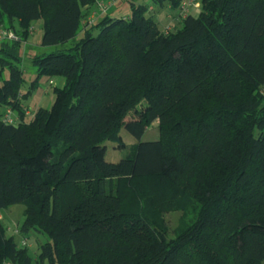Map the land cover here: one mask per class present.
<instances>
[{"label": "trees", "instance_id": "1", "mask_svg": "<svg viewBox=\"0 0 264 264\" xmlns=\"http://www.w3.org/2000/svg\"><path fill=\"white\" fill-rule=\"evenodd\" d=\"M200 1L182 15V0H149L178 11L168 32L131 0L127 17L95 21L97 0H0V27L22 41L38 20L41 46L75 41L32 58L25 94L21 42L0 45V210L23 204L20 235L49 238L36 264H264V0ZM42 76L65 83L28 120ZM155 120L158 139L141 141ZM121 129L138 142L108 162ZM150 180L181 196L189 222L173 239L138 187ZM5 232L0 264H33Z\"/></svg>", "mask_w": 264, "mask_h": 264}, {"label": "rangeland", "instance_id": "2", "mask_svg": "<svg viewBox=\"0 0 264 264\" xmlns=\"http://www.w3.org/2000/svg\"><path fill=\"white\" fill-rule=\"evenodd\" d=\"M104 1V0H100ZM130 0H105V2L100 3H108L111 5L108 9V13L111 17H127L130 14ZM139 4H147L151 7H154L155 13L151 10H148L147 15L153 16L154 19L158 22L159 28L163 30V25H167L165 31L173 32L176 31L180 27V16L178 11H169L167 12L166 8H158L156 6H152L149 0H131ZM201 1H197V6L192 7L188 12L193 15H197L200 7ZM97 4H99L97 2ZM97 8V6L95 7ZM157 13V14H156ZM169 14V15H168ZM33 30L29 31L27 38L22 41H13V42H21L18 43V51L20 57V66L22 69V74L24 78V83L21 87V92L26 93L31 89L33 81L36 79V68L32 65L31 60L35 55L40 54H48L53 51L62 50L74 45L75 41H70L65 45L60 46H51V47H43L41 46L42 39V21L38 20L33 24ZM95 33V32H94ZM82 33H79L76 37V41L82 36ZM20 38V37H19ZM7 78L8 74L5 71L4 75ZM61 80H64L61 77L47 78L42 76L39 80L40 88L42 89V93H39L37 90H34L28 98L24 100V104H26L27 108H30L32 113H34L39 107H43L45 109H49L53 104L55 99L54 88L62 87ZM38 85V87H39ZM37 87V88H38ZM264 92V89H263ZM140 106L133 109L129 112L126 117V120L135 119L137 117V113L140 110ZM31 117L29 116L27 119L29 120ZM159 137V123L158 120L153 121L146 127V131L141 138V141H156ZM138 141L134 139L125 129H121L118 132L117 137L111 141L107 140L105 142L106 145V153L105 159L108 162L116 163L120 161L122 158L126 157V155L131 152L133 147L136 145ZM145 186L148 190H152L155 192L153 196V202L148 200V204L152 207V209L157 210L160 217L163 219L166 224L168 233L167 238L173 239L175 238L177 232L180 230L182 226L188 223L189 219L186 214L179 210L176 207L175 202L181 198L178 195V192L175 188L166 186L161 188L156 181L150 180L145 183H141L138 187L142 188ZM171 199H175L174 204L170 203ZM24 210L25 207L23 204H15L7 209L0 210V223L2 227L6 230L5 234L7 236H12V230L16 227H20L24 220ZM188 219V220H187ZM188 221V222H187ZM10 228V230H9ZM15 242L18 243L21 239H26L27 243V253L31 257L33 264H36L40 246L47 241L49 238L40 233H36L34 231L28 232L25 236L14 235ZM44 264H47L46 262Z\"/></svg>", "mask_w": 264, "mask_h": 264}, {"label": "built area", "instance_id": "3", "mask_svg": "<svg viewBox=\"0 0 264 264\" xmlns=\"http://www.w3.org/2000/svg\"><path fill=\"white\" fill-rule=\"evenodd\" d=\"M197 1L198 0H182L180 4V12L182 15H185L188 13V11L194 7L197 6ZM111 3H99L98 4V10L101 13H106L110 7ZM33 26L30 27V32L33 30ZM19 36L12 30L2 28L0 30V45L4 42H13V41H19ZM24 112L26 116H32L33 113L30 108L24 107ZM2 120L4 123L8 124H13L17 121V116L15 113L11 110H6L5 113L2 116ZM10 230V228H9ZM13 235H20L19 228L16 227L15 229L12 230ZM17 246L19 248H25L27 246L26 239H21L18 243ZM9 264V263H6Z\"/></svg>", "mask_w": 264, "mask_h": 264}, {"label": "crops", "instance_id": "4", "mask_svg": "<svg viewBox=\"0 0 264 264\" xmlns=\"http://www.w3.org/2000/svg\"><path fill=\"white\" fill-rule=\"evenodd\" d=\"M98 3L100 2H105L104 1H100V0H97ZM167 12H169L170 10L168 8H166ZM102 13L98 10V8L94 9L90 15L88 16L87 20L88 21H95L97 20L98 18L102 17L101 15ZM157 14V13H156ZM169 15V14H168ZM167 25H163V28H165ZM3 27H0V30L2 29ZM65 81L64 80H61V84L62 86L64 85ZM41 86L39 85V87L36 89L39 93H42V89L40 88ZM27 105L26 104H23V107H26Z\"/></svg>", "mask_w": 264, "mask_h": 264}]
</instances>
